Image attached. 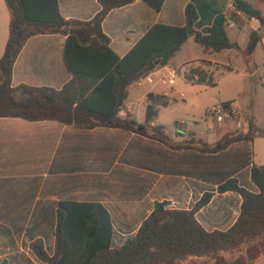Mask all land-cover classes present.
I'll list each match as a JSON object with an SVG mask.
<instances>
[{"label":"crops","instance_id":"obj_1","mask_svg":"<svg viewBox=\"0 0 264 264\" xmlns=\"http://www.w3.org/2000/svg\"><path fill=\"white\" fill-rule=\"evenodd\" d=\"M246 1L253 6L259 4V0ZM57 4L65 20L88 21L100 10L98 0H57ZM188 4L197 11V30L211 25L218 14L223 15L228 39L238 49L223 50L220 58L202 48L195 50L181 63L196 60L206 67H191L189 73L183 74L184 79L196 81L194 85L205 91L219 86L222 68L231 72L239 69L243 78L253 82V93H258L259 86L264 88V74L255 79L264 71V35L248 60L244 54L250 32L262 33L260 23L235 10L230 0H164L159 11L143 0H134L110 10L101 28L109 38L110 49L122 58L153 25L184 26ZM9 20V9L0 0V58L8 39ZM189 40L193 38L185 40L177 54ZM64 43L65 36L60 34L28 38L13 64L11 87L61 89L71 79L63 59ZM258 52L262 54L259 60ZM238 56L244 64L240 68L234 64ZM156 71L134 83L148 85L139 97L143 119L136 118L126 103L129 92L121 116L128 112L142 123L147 93L167 97L165 90L154 91L158 84L169 85L161 75L156 82L152 80ZM191 73L198 76L192 77ZM250 93L242 86L235 98L219 100L220 105L229 102L226 110L231 112L233 130L229 128L227 133L242 128L239 121L245 108L252 105ZM244 95L242 101L240 97ZM211 108L212 103L204 107L206 111ZM151 125H157L155 120ZM184 138L182 135L173 141ZM254 140L234 143L218 153H201L173 150L122 129L79 130L52 120L0 117V264H46L35 256L30 244L40 240L47 255H53L56 210L63 201L101 204L110 217L111 248H119L136 234L156 202L165 201L169 210H190L204 193L213 195L195 213L196 221L208 232L226 231L239 214L241 197L234 192L217 193L216 188L228 178H235L244 189L256 192L250 168L264 164V160H254L258 155ZM252 264H264V254Z\"/></svg>","mask_w":264,"mask_h":264},{"label":"trees","instance_id":"obj_2","mask_svg":"<svg viewBox=\"0 0 264 264\" xmlns=\"http://www.w3.org/2000/svg\"><path fill=\"white\" fill-rule=\"evenodd\" d=\"M134 0H98L100 10L88 21L65 20L57 0H4L10 12L8 39L0 58V117L26 121L52 120L79 130L116 128L155 140L173 150L218 153L230 145L264 138V130L247 119L248 132L224 134L213 144L190 133L181 141L168 137L161 125H151L158 106L168 99L147 93L144 122L124 107L131 84L167 66L181 44L192 37L204 51L238 49L226 33V21L218 14L211 25L197 30V11L192 4L184 10L182 27L155 24L119 58L109 47L101 25L112 9ZM159 11L164 0H143ZM235 10L259 21L262 33L249 34L244 54L249 59L264 35V0L253 6L233 0ZM65 36L63 59L71 79L59 90L50 87H11L12 67L25 41L34 35ZM264 86V83H262ZM20 92L23 96L18 97ZM229 102L222 103L227 109ZM250 180L256 192L244 189L235 178L216 188L217 193L234 192L241 197L239 214L226 231H206L195 213L212 198L204 193L190 210L166 209L156 202L136 234L119 248H111L112 227L107 210L99 203L59 202L56 210L54 253L50 257L40 240L30 244L35 256L46 264H252L264 248V164H253ZM232 257V261L226 257Z\"/></svg>","mask_w":264,"mask_h":264},{"label":"rangeland","instance_id":"obj_3","mask_svg":"<svg viewBox=\"0 0 264 264\" xmlns=\"http://www.w3.org/2000/svg\"><path fill=\"white\" fill-rule=\"evenodd\" d=\"M180 53L171 58L168 62V67L175 73V84L160 85L158 84L155 88V92L165 90L167 93L168 104L166 106H159L158 113L154 120L157 125H161L164 129L165 134L172 140H176L179 136H188L190 133H194L195 138H200L204 142L214 143L221 138L225 133L229 131V128L233 130L232 119L224 118L223 121H216L215 115L210 114L209 110H205L204 107L207 103H212L214 109L222 111L221 105L218 103L219 100L235 98L238 90L242 86H245L250 90L252 105L245 108L244 117H241L239 123L242 126L241 130L243 133L248 132L247 119L253 118L255 126L259 129L264 130V88L258 87V93H253V82L247 77L241 76V71L231 72L226 68H222L223 75H219L218 87H209L207 90L197 88L194 84L196 81H187L184 79L183 74L189 73L191 67L206 65L200 61L191 60L186 63H181L183 57H189L197 50L201 51V47L197 45L193 40H189L181 48ZM212 55L220 58L219 52H213ZM262 56L261 52L256 54V58L259 60ZM239 58L234 62L236 68L243 67L242 58ZM264 57V56H262ZM162 70H157L152 74L151 78L156 82L158 77L161 75ZM264 74V71L258 73V76ZM192 77H197L195 73H191ZM148 87L146 82L142 86H136L134 83L129 87V97L126 101L131 106V111L138 119H143L142 100L139 99L144 89ZM18 97L23 96L20 92L17 93ZM246 95L241 96V100H245ZM248 97V96H247ZM211 125L210 127L208 126ZM255 143V149L258 151L257 157L254 159L256 162H262L264 160V138L255 136L253 137ZM246 146H244L245 149ZM248 156V155H247ZM243 160V157L241 161ZM226 176V175H225ZM224 178V177H223ZM264 254V248L261 249ZM226 260L232 261V257H226Z\"/></svg>","mask_w":264,"mask_h":264},{"label":"built area","instance_id":"obj_4","mask_svg":"<svg viewBox=\"0 0 264 264\" xmlns=\"http://www.w3.org/2000/svg\"><path fill=\"white\" fill-rule=\"evenodd\" d=\"M233 5V0H230ZM175 79V72L170 69L169 67H163L162 73H161V80L169 85H172L174 83ZM209 113L215 115V120L220 122L223 121L224 118L230 119L231 118V112L225 109H222V111H219L217 109L211 108L209 109Z\"/></svg>","mask_w":264,"mask_h":264}]
</instances>
